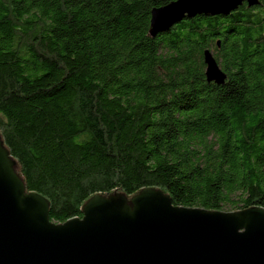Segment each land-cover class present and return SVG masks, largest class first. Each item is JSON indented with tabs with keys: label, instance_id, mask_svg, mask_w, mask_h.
Masks as SVG:
<instances>
[{
	"label": "trees",
	"instance_id": "trees-1",
	"mask_svg": "<svg viewBox=\"0 0 264 264\" xmlns=\"http://www.w3.org/2000/svg\"><path fill=\"white\" fill-rule=\"evenodd\" d=\"M170 1L0 0V140L49 220L144 188L264 208V0L148 36ZM204 49L222 84L205 81Z\"/></svg>",
	"mask_w": 264,
	"mask_h": 264
},
{
	"label": "water",
	"instance_id": "water-1",
	"mask_svg": "<svg viewBox=\"0 0 264 264\" xmlns=\"http://www.w3.org/2000/svg\"><path fill=\"white\" fill-rule=\"evenodd\" d=\"M259 0H173L152 8L148 36L195 15H227ZM218 45V42H216ZM207 83L225 73L202 51ZM0 140V264H264V208L208 211L172 205L152 188L93 195L81 216L48 219V203L24 186Z\"/></svg>",
	"mask_w": 264,
	"mask_h": 264
}]
</instances>
